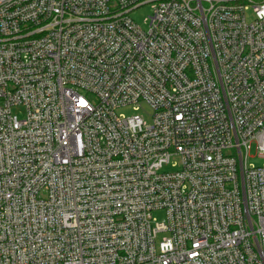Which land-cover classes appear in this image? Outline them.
Returning a JSON list of instances; mask_svg holds the SVG:
<instances>
[{
	"label": "built area",
	"instance_id": "built-area-1",
	"mask_svg": "<svg viewBox=\"0 0 264 264\" xmlns=\"http://www.w3.org/2000/svg\"><path fill=\"white\" fill-rule=\"evenodd\" d=\"M254 149L264 0H0V264H264Z\"/></svg>",
	"mask_w": 264,
	"mask_h": 264
},
{
	"label": "rangeland",
	"instance_id": "rangeland-1",
	"mask_svg": "<svg viewBox=\"0 0 264 264\" xmlns=\"http://www.w3.org/2000/svg\"><path fill=\"white\" fill-rule=\"evenodd\" d=\"M152 5L153 4L142 6L131 14V17L135 21V23L139 25L140 28L144 31L148 29V18L153 14ZM247 17L249 21L253 20L252 12H249ZM12 111H13V114L17 115L20 119L24 117V113H25L24 108L14 107ZM117 114L124 115L126 117L141 116L144 119V121L148 124H150L152 121L151 117L149 116L151 115V112L144 105H143V109L141 112H136L132 109V107H128V108H122L118 110ZM263 163H264V160L258 157L255 149L252 150V152L250 153L249 164L254 165V166H262ZM170 169H171L170 167H165L164 171H169ZM153 217L156 221L162 222V220L165 217V213L161 211H156L153 213ZM162 237L163 235H160L158 240H161Z\"/></svg>",
	"mask_w": 264,
	"mask_h": 264
}]
</instances>
